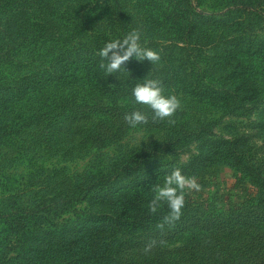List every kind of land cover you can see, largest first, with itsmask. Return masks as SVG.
<instances>
[{
    "label": "trees",
    "instance_id": "1",
    "mask_svg": "<svg viewBox=\"0 0 264 264\" xmlns=\"http://www.w3.org/2000/svg\"><path fill=\"white\" fill-rule=\"evenodd\" d=\"M134 29L160 60L130 59L109 76L99 50ZM262 58L264 0H0V137L37 120L110 114L98 99L133 102L131 89L145 77L220 111L110 172L84 173L34 208L16 209L11 232H1L2 264H49L51 255L57 262L76 252L82 259L73 264H264V106L246 63ZM218 164L242 174L239 194L205 202L184 194L178 219L163 201L150 211L155 187L173 170L194 177ZM184 234L190 239L166 252ZM104 240L114 248L108 259ZM130 248L139 259L122 257Z\"/></svg>",
    "mask_w": 264,
    "mask_h": 264
},
{
    "label": "rangeland",
    "instance_id": "2",
    "mask_svg": "<svg viewBox=\"0 0 264 264\" xmlns=\"http://www.w3.org/2000/svg\"><path fill=\"white\" fill-rule=\"evenodd\" d=\"M246 63L249 81L259 91L263 107L264 58L248 60ZM164 90L165 94H174L181 101V107L172 117L165 120H154L147 106L135 104L124 98L112 100L100 98L98 104L104 105L105 109H111L110 114L98 113L83 120L78 119V122L72 120L68 124L66 122L50 124L37 120L26 128L0 137V264L4 251L1 232L3 229L11 232L13 223L17 220L13 214L16 209H32L50 195L61 193L67 187L73 186L84 173L110 172L140 150L158 146L174 133L181 130L190 131L204 123L219 119L220 111L205 103L193 101L178 88ZM89 94L87 91V95ZM135 110L144 111L148 115L149 122L146 125L132 128L126 123L124 116ZM69 130L72 131L67 132ZM90 135L99 138L91 143ZM188 158V154H184L180 157V162L186 163ZM194 177L200 185V190L184 191V194L194 200L205 202L225 194H239L238 178L242 177V174L229 166L213 165L200 170ZM70 218L72 216L68 215L64 219ZM39 237L40 235L38 239ZM190 237L189 234L178 236L166 244V252L178 250ZM98 242L104 243V259L113 256L114 248L107 247L109 240ZM86 245L88 244L83 243L78 249L82 247L86 250ZM91 248L90 252L84 254L90 259V253L97 250L96 246ZM128 251H123L122 257L131 255L135 260L140 258L137 250L130 248ZM7 256L14 258L15 254ZM70 256L62 254L61 261L53 262L49 261L54 257L51 255L45 261L49 264H73L75 259H82V255L77 252L73 258Z\"/></svg>",
    "mask_w": 264,
    "mask_h": 264
},
{
    "label": "clouds",
    "instance_id": "3",
    "mask_svg": "<svg viewBox=\"0 0 264 264\" xmlns=\"http://www.w3.org/2000/svg\"><path fill=\"white\" fill-rule=\"evenodd\" d=\"M141 33L138 30L130 31L123 39H114L99 50L101 57L100 68L109 74L117 73L127 61L134 59L137 62L148 61L156 63L160 60V53L150 48L143 47L140 43ZM124 70V69H123ZM131 89L133 102L147 106L151 110L154 120H165L172 117L181 107L180 99L174 94H165L161 82L157 79H142ZM126 123L132 127L146 125L148 115L141 110L132 111L124 116ZM200 190V185L195 177H187L177 168L164 177L162 186L154 189V198L150 201L149 209L155 212L160 202H166L170 209V219H178L184 207V191Z\"/></svg>",
    "mask_w": 264,
    "mask_h": 264
}]
</instances>
